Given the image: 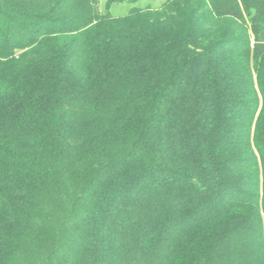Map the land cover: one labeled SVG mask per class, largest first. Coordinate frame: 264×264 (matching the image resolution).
Returning a JSON list of instances; mask_svg holds the SVG:
<instances>
[{
	"label": "trees",
	"instance_id": "trees-1",
	"mask_svg": "<svg viewBox=\"0 0 264 264\" xmlns=\"http://www.w3.org/2000/svg\"><path fill=\"white\" fill-rule=\"evenodd\" d=\"M0 0V264H264V0Z\"/></svg>",
	"mask_w": 264,
	"mask_h": 264
},
{
	"label": "rangeland",
	"instance_id": "rangeland-1",
	"mask_svg": "<svg viewBox=\"0 0 264 264\" xmlns=\"http://www.w3.org/2000/svg\"><path fill=\"white\" fill-rule=\"evenodd\" d=\"M165 0H125L120 3H114L110 5L109 12L114 15H123L128 12V10L133 7L137 6L140 8H157L160 7ZM105 5V0H99L97 4V8L99 11H102Z\"/></svg>",
	"mask_w": 264,
	"mask_h": 264
}]
</instances>
